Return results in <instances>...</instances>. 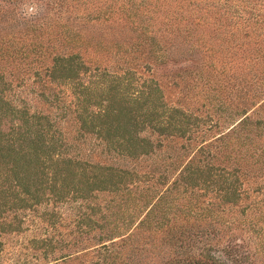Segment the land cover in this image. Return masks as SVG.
<instances>
[{
    "label": "trees",
    "instance_id": "trees-1",
    "mask_svg": "<svg viewBox=\"0 0 264 264\" xmlns=\"http://www.w3.org/2000/svg\"><path fill=\"white\" fill-rule=\"evenodd\" d=\"M180 61L232 101L138 71ZM27 210L72 225L30 239L53 264H264V0H0V231Z\"/></svg>",
    "mask_w": 264,
    "mask_h": 264
},
{
    "label": "rangeland",
    "instance_id": "rangeland-1",
    "mask_svg": "<svg viewBox=\"0 0 264 264\" xmlns=\"http://www.w3.org/2000/svg\"><path fill=\"white\" fill-rule=\"evenodd\" d=\"M86 61H91L94 57L92 53H81ZM199 64V63H198ZM198 64L192 62H168L162 65H151L148 71L138 68V71L145 76L151 77L161 89L163 98L168 103H181L189 107V109H197V112L204 114L207 106H215L218 98L229 99L232 101L234 97V91H217L212 89L211 85L204 83L211 79L214 81L217 74L213 75L210 70L202 69L201 76H197L196 71L199 69ZM186 70V71H185ZM194 71V74H188V71ZM207 70V71H206ZM207 76H204L205 74ZM219 80L216 81L218 84ZM212 84V83H211ZM244 92V91H241ZM29 94H27L28 96ZM224 102H227L224 100ZM214 103V104H213ZM228 103V102H227ZM211 123L216 120L217 125H220V116L218 111L214 108L210 113ZM219 117V118H218ZM208 123V122H207ZM161 146L155 156L140 160L137 163L130 161H119L118 164L126 165L129 167H135L144 169L149 166L158 165L162 163L175 162V155H180V144L183 142L180 139L165 138L161 139ZM187 155L184 152L182 158ZM179 157V156H178ZM181 158V157H180ZM179 161V160H178ZM177 161V162H178ZM174 164V163H173ZM159 170L162 166H158ZM41 207H39L38 212ZM38 212L25 211L26 215L21 223V229L19 232L13 233L10 231H0V264H53V257L56 252H51L46 256L42 254V250L38 248V243H32L30 239H38L47 237L53 241L57 237L59 230L65 232L67 228H71L72 225L66 221L67 228L60 227L58 224H53L54 228H51L43 218L37 216ZM43 220V221H42ZM96 227L98 224H92ZM96 229V228H95ZM233 231V230H232ZM232 234L240 239L244 236V232L234 230ZM245 237V236H244ZM69 239V236H65ZM31 245H35L32 248ZM82 245L80 247H83ZM262 259V258H260Z\"/></svg>",
    "mask_w": 264,
    "mask_h": 264
},
{
    "label": "clouds",
    "instance_id": "clouds-1",
    "mask_svg": "<svg viewBox=\"0 0 264 264\" xmlns=\"http://www.w3.org/2000/svg\"><path fill=\"white\" fill-rule=\"evenodd\" d=\"M35 11H36L35 7H28L25 14L26 15L33 14L35 13Z\"/></svg>",
    "mask_w": 264,
    "mask_h": 264
}]
</instances>
